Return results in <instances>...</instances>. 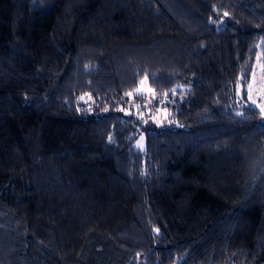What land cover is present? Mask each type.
Returning a JSON list of instances; mask_svg holds the SVG:
<instances>
[{"label":"trees","instance_id":"1","mask_svg":"<svg viewBox=\"0 0 264 264\" xmlns=\"http://www.w3.org/2000/svg\"><path fill=\"white\" fill-rule=\"evenodd\" d=\"M259 57L264 0H0V264H264Z\"/></svg>","mask_w":264,"mask_h":264},{"label":"rangeland","instance_id":"2","mask_svg":"<svg viewBox=\"0 0 264 264\" xmlns=\"http://www.w3.org/2000/svg\"><path fill=\"white\" fill-rule=\"evenodd\" d=\"M245 90L249 101L252 104L260 107L264 113V58H258V61L256 62L253 69L251 80ZM136 93H139V95L140 93L144 95L148 104L153 103L156 100V97L152 93V90L150 89L146 79L141 80ZM237 95L239 97L241 96V91L239 88H237ZM155 112L156 113L148 111L152 122L160 126L165 125L178 127L177 124L168 121V115L164 109H161L158 106ZM137 145H140V147L144 145L143 137L139 139ZM262 163L263 159L260 156V158H258V162H256V164L251 168L252 171L256 173L258 168L261 167Z\"/></svg>","mask_w":264,"mask_h":264}]
</instances>
